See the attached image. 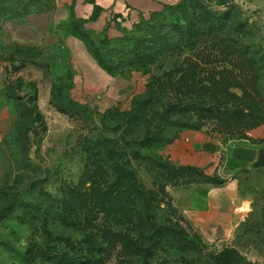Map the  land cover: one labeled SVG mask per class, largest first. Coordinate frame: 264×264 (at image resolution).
Here are the masks:
<instances>
[{
    "label": "rangeland",
    "instance_id": "1",
    "mask_svg": "<svg viewBox=\"0 0 264 264\" xmlns=\"http://www.w3.org/2000/svg\"><path fill=\"white\" fill-rule=\"evenodd\" d=\"M181 1L153 0L151 12L140 19L148 21L152 14ZM229 1L231 17L225 30L205 32L198 54L180 52L169 60V70L187 59L197 62L203 68L199 84L207 85L211 77L220 79L224 69L236 73L232 62L239 54L247 55L257 60L258 86L264 95V0ZM52 3L0 0V264H56L61 255L76 252L87 263H74L84 259L80 258L69 264H216L209 256L220 252L211 251L203 239L201 250L194 251L181 248L170 236L160 240L155 232L158 226L180 225L190 238L197 235L181 214L169 209L166 194L177 210L171 192L190 188L173 187L169 170L193 167L207 172L182 163L180 156L181 143L197 133L224 144L260 143L264 126L247 131V139L219 134L211 122L201 131L172 127L163 119L170 105L196 106L200 100L181 97L172 88L135 110V101L146 95L152 77H162L161 67L150 75L131 72L120 78L105 77L87 89L86 83H80L82 89L75 91V65L69 55L1 40L6 21L27 10L50 8ZM126 32L119 27L111 35ZM234 91L241 94L239 89ZM36 106L41 115L38 123L31 115ZM176 118L192 121L196 117ZM151 133L163 139L142 145ZM114 152L122 159L114 157ZM134 152L143 159L135 160ZM222 161L218 156L209 166L218 170ZM128 162L147 202L134 205L136 209L126 216H115L92 203L91 193L93 186L108 190L116 180L114 168ZM246 214L237 239L228 248L239 252L237 264H264V196Z\"/></svg>",
    "mask_w": 264,
    "mask_h": 264
},
{
    "label": "trees",
    "instance_id": "2",
    "mask_svg": "<svg viewBox=\"0 0 264 264\" xmlns=\"http://www.w3.org/2000/svg\"><path fill=\"white\" fill-rule=\"evenodd\" d=\"M214 1L211 3L209 0H182L176 6H166L163 12L152 14L148 21H140L132 31H127L118 39H111L107 32L93 33L86 28V22L81 20L71 21L64 29L68 34L80 39L100 68L113 78L124 77L131 72L150 75L154 68H163L162 77H152L146 95L135 101V110L138 111L146 103L152 102L160 91L172 88L181 97H195L200 100L196 106H185L183 103L170 105L163 117L167 124L180 130L201 131L211 122L219 134L230 138L247 139V131L264 126V95L258 86L260 74L256 58L237 55L232 62L236 73L224 69L219 72L220 79L211 77L207 85L199 84L203 68L197 62L187 59L169 70V60L178 56L180 52L198 54V42L202 40L205 32L212 33L221 28L225 30V23L231 17L230 1L219 0L216 4ZM219 7H224L225 10L221 11ZM48 9L27 10L16 19ZM100 11L96 8L95 16ZM71 75L70 78L73 80V74ZM234 89H239L241 94L236 93ZM36 108L37 106L31 115L35 116L34 121L38 123L41 121V115ZM59 110L66 113L61 107ZM189 114H193L195 120L175 119L177 115L184 117ZM161 139H163L161 134L151 133L142 145L151 146ZM113 155L118 156L117 159H122L116 152ZM133 158L139 161L143 156L140 152H134ZM93 165H98L96 159H93ZM114 172L116 180L108 190H103L101 186H93L92 203L104 207L115 216H126L136 209L134 205L140 202L145 204L147 195L140 189L136 172L130 162L119 163ZM91 173L93 175L91 177L95 179V173L92 171ZM168 178L169 183L174 184L171 185L173 187L189 188L196 184L222 187L227 183L219 175L209 176L193 167L173 168L169 170ZM166 195L171 199L168 203L169 209L180 214L172 204V197ZM65 205L68 206V200ZM182 218L190 226L183 216ZM155 232L158 233L160 240H168L170 236L180 243L183 249L198 251L203 247L202 238L198 234L190 238L187 230L180 225L158 226ZM77 253L61 255L57 258L56 264H69L76 261L75 259L84 258ZM209 258L216 264H237L241 257L237 250L225 248L217 255H210ZM87 261L84 258L74 263Z\"/></svg>",
    "mask_w": 264,
    "mask_h": 264
},
{
    "label": "crops",
    "instance_id": "3",
    "mask_svg": "<svg viewBox=\"0 0 264 264\" xmlns=\"http://www.w3.org/2000/svg\"><path fill=\"white\" fill-rule=\"evenodd\" d=\"M152 2L53 0L52 6L44 12L6 21L1 40L11 46L46 48L69 55L75 65V91L82 89L80 83H86L84 88L87 89L94 86L93 81L111 76L100 68L80 39L65 31V26L73 20H81L93 33L107 32L111 39H118L123 35L112 36L111 33L119 27L127 31L133 29L141 16L151 12ZM96 8L101 10L97 16ZM181 145L182 163L206 168L207 175L218 174L227 181L222 187L200 184L171 192L177 209L190 227L211 251L219 253L235 242L248 217L246 213L264 196V142L224 144L197 133ZM218 156L223 159L222 166L218 170L210 168L209 162L217 160Z\"/></svg>",
    "mask_w": 264,
    "mask_h": 264
}]
</instances>
